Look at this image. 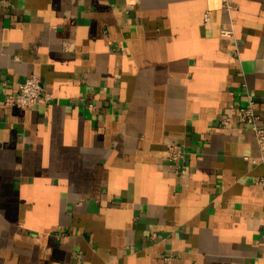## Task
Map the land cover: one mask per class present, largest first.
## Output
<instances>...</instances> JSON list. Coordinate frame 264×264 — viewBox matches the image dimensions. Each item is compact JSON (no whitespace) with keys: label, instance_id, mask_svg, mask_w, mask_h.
I'll use <instances>...</instances> for the list:
<instances>
[{"label":"crops","instance_id":"1","mask_svg":"<svg viewBox=\"0 0 264 264\" xmlns=\"http://www.w3.org/2000/svg\"><path fill=\"white\" fill-rule=\"evenodd\" d=\"M235 1L0 0V264H264V0ZM33 74L53 98L6 104Z\"/></svg>","mask_w":264,"mask_h":264},{"label":"built area","instance_id":"2","mask_svg":"<svg viewBox=\"0 0 264 264\" xmlns=\"http://www.w3.org/2000/svg\"><path fill=\"white\" fill-rule=\"evenodd\" d=\"M221 5L222 8L230 12L238 9V4L235 0H221ZM204 18L205 23L209 24L211 20L210 11L205 13ZM221 34L232 36L235 33L233 29H222ZM52 98V94L45 91L41 78L38 75L33 74L20 85L17 92H6L4 102L8 105L18 106L25 109L35 106L40 100L50 101ZM89 108H94V105L90 104ZM238 117L242 123L248 125L253 131L255 141L261 154L259 156H247L245 158L254 164H260L263 166V175L260 176L259 182L264 187V126L259 122L260 116L256 111V102L252 96L249 95L246 105L239 107ZM223 123L229 124L228 119L223 120ZM167 154L170 162L174 164L184 162L187 159L185 148L178 143H169ZM167 259H169V257Z\"/></svg>","mask_w":264,"mask_h":264}]
</instances>
